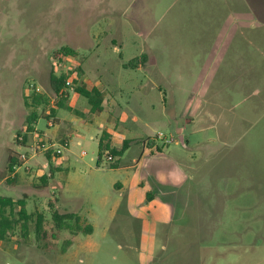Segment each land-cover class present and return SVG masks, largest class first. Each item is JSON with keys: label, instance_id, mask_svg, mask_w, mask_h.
Here are the masks:
<instances>
[{"label": "rangeland", "instance_id": "1", "mask_svg": "<svg viewBox=\"0 0 264 264\" xmlns=\"http://www.w3.org/2000/svg\"><path fill=\"white\" fill-rule=\"evenodd\" d=\"M233 1L0 0V195L26 196L27 210L43 212L49 224L57 198L55 210L78 213L92 230L78 236L64 230L58 247L69 248L67 254L44 259L79 264L78 247L90 240L98 246L84 264H93L108 238L117 254L122 246L139 255L137 264H144L142 255L150 257L147 264H264V0H242L256 6L257 16L234 11L241 0ZM64 48L75 55L64 56ZM143 54V69L123 68ZM79 67L89 80L101 74L106 85L130 84L118 97L123 110L148 121L147 132L173 137L159 161L168 183L157 186L176 201L178 213L158 230L165 234L154 252L147 245L154 214L136 212L129 192L115 185L126 170L135 172L126 169L131 151L116 160L125 171L110 169L107 156L99 166L96 142L45 118L53 97L50 105L33 107L30 89L47 94L52 71L78 79ZM34 113L35 132L26 133ZM60 117L70 114L60 110ZM178 127H185L187 148ZM62 139L71 142L68 148ZM10 149L27 157L14 183L7 180L13 178L6 169ZM49 151L64 170L45 188ZM59 152L68 159L57 160ZM175 173L183 178L174 180ZM30 227L20 225L0 241V264L48 262L22 260L45 256Z\"/></svg>", "mask_w": 264, "mask_h": 264}, {"label": "crops", "instance_id": "2", "mask_svg": "<svg viewBox=\"0 0 264 264\" xmlns=\"http://www.w3.org/2000/svg\"><path fill=\"white\" fill-rule=\"evenodd\" d=\"M124 69L126 65H123ZM136 68H142V64H140ZM143 69V68H142ZM83 74L80 75L78 78V85H83L87 89L98 88L102 93L103 98V110L100 113L92 114L91 113V106L88 103V100L84 97H81L79 94L75 93L74 91H70V96L68 100V105L72 108V111H68L66 109H57L55 119L56 122L54 127L64 125L66 127V131L70 132L71 135H82L83 140L86 142H96L98 144V156H99V149H100V142L102 139L105 140V143H109L112 147L120 149L124 142L129 140L131 144L127 151L124 153L126 155L128 152L131 151L133 159H132V166L127 167L126 169H133L135 170L134 174H131L129 171L126 170L127 175L124 176L122 181L115 183L118 188L123 192H129L131 196V206H133L136 212H152L154 214V223H150L148 225L149 232L151 233V237H148L147 245L148 251L154 252V246L156 243V238L164 235L165 233H161L158 231L159 229H167L168 224L174 222L176 218V214L178 213V207H176V201L170 200L167 198L168 191H166L163 187L157 186L158 181L160 183L165 184L167 182V178L164 174V170L162 165L160 164V160L162 156H165L168 144L164 145L161 144L158 139L156 138L155 133H150L145 130L147 128L146 120L140 121V119L135 116L131 115L130 113H126L123 108L120 106V99L118 97L124 91L130 90V84H124L123 82H115L113 84H107L102 81L101 74L98 79L96 80H89L86 77L85 71L82 72ZM89 80V81H87ZM136 89V87L134 88ZM60 110H65L69 112L70 117L64 118V121L60 117ZM147 119H149V115H147ZM146 121V122H145ZM53 127V126H52ZM178 136H182L185 139V127H178ZM128 132L133 134V138L129 139ZM42 134V133H41ZM44 138V134H43ZM154 139V142H149L148 140ZM173 139V137H171ZM180 143L183 144L184 148L188 147V142L186 139ZM63 144L66 145L65 148H68L71 144L70 141L66 139L60 140ZM59 141V142H60ZM174 142V141H173ZM54 145L53 142H51ZM179 143V141L177 142ZM79 145L82 144L81 141L78 142ZM170 144V143H169ZM135 145V148L133 146ZM83 152H86L85 149L82 148L81 155L84 156ZM86 155V154H85ZM111 155L109 151H107L104 156ZM123 155V156H124ZM113 156V155H112ZM114 157V161L109 164L110 169L117 170V171H125L119 168L118 163L116 162L118 157ZM49 158V157H48ZM103 158V157H102ZM66 161L68 156H63L61 152L57 154V160ZM50 162V172L47 174L49 178H46V183H44V187L48 188V181H50L49 186L53 183L55 184L56 180V173L64 170L63 165L56 164L54 165L52 158H49ZM102 160L99 159V166ZM116 164L115 168H112L111 165ZM23 166V165H22ZM21 166V167H22ZM19 168L16 170V174H12L13 178H16V175L19 172ZM183 175L175 173L173 178L180 179L183 178ZM9 177H7L8 180ZM172 179V178H171ZM5 179L2 178L1 182ZM168 183V182H167ZM163 188V189H162ZM153 193L154 197L151 200H148V194ZM3 196V195H0ZM9 197V196H7ZM26 197V196H25ZM55 198V197H54ZM27 200V197H26ZM169 201H172L170 203ZM57 202V198L54 199L51 203L54 204ZM153 210V211H151ZM157 211V213L155 212ZM64 213L75 214L80 217V215L74 211H66ZM143 213V214H144ZM84 223L85 220L82 219ZM166 227H163L165 226ZM161 227V228H160ZM94 232V231H93ZM148 233V232H147ZM167 234V232H166ZM78 236V234H76ZM80 235V234H79ZM74 238H67L66 240L71 241V244H75ZM60 241H57L59 244ZM94 246H98L94 242L88 240L84 244L79 245L78 249L81 252L76 253V258L79 264H84L86 262V253L88 250ZM99 253L94 259V263L96 261L101 260L103 263L100 264H137V257H133V255L128 254L122 251L123 247L121 246V253L117 254L115 251L118 248L116 242H113L111 239L105 238L103 243H100ZM40 250V249H39ZM69 248L65 249V251H54L51 253L44 252L45 256L41 254H31L32 256L22 255V260L24 261H48L43 257L46 255L52 256L53 254L57 255H65L67 254ZM138 250V249H137ZM33 253V252H32ZM140 253V251H139ZM20 254V253H19ZM23 254V253H21ZM29 257V258H26ZM150 257H146L142 255V260L144 264H147ZM98 259V260H97ZM51 264L55 260L49 259ZM49 261L46 263L48 264ZM90 261V260H89ZM8 264V263H7ZM37 264V263H34ZM50 264V263H49Z\"/></svg>", "mask_w": 264, "mask_h": 264}, {"label": "trees", "instance_id": "3", "mask_svg": "<svg viewBox=\"0 0 264 264\" xmlns=\"http://www.w3.org/2000/svg\"><path fill=\"white\" fill-rule=\"evenodd\" d=\"M237 0L233 1L236 2ZM242 5V0L239 4L233 5L234 11L246 12L249 10L254 16H257L258 10L251 2L249 5L245 3ZM62 53L66 57H72L75 55V52L69 48L62 49ZM147 60L145 54L140 57L132 60L126 67L136 68L142 62ZM82 72V68H78ZM78 79L73 78L69 75H57L54 71L50 74V84L48 87L47 94H41L37 92V88L30 89L32 91L31 98L33 99V107L38 108L40 106L50 105L51 98L55 99V103L51 105V116H45L46 119L51 121L54 119L56 122L55 115L57 109H66L72 111V108L68 105V100L70 96V91H74L79 94L81 97H84L88 100L89 105L91 106V113L97 114L103 110V98L102 93L98 88L87 89L83 85H78ZM51 95V96H50ZM27 105L29 103L27 102ZM39 119L38 115L34 113L27 123L26 133L35 132L34 126ZM149 142H154V139L148 140ZM131 144V141L127 140L124 142L123 146L120 149L112 147L108 142L105 143V140L102 139L100 142L99 149V159L102 160L104 154L109 151V153L115 157H122L127 151ZM47 156L51 158V152H47ZM24 164V161L21 160V155L17 154L14 150L10 149L7 159V173L16 174L17 168L21 167ZM112 168L116 167V164L111 165ZM16 178H8L9 183H14ZM43 182L46 183V178H43ZM154 197L153 193L148 194V200H151ZM50 208H53L52 222L49 224L46 219V215L43 212H33L30 213L27 210V200L26 197L23 199L15 200L12 197L0 196V241H5L8 239L9 235L16 230L17 227L21 225L22 229L26 232H29L31 227L30 224L34 223V231L36 233V239L38 242L39 248L47 253L54 251H59V244L57 241L61 239L62 233L64 230H71L75 234L79 233H89L91 228L87 226L83 227L82 219L75 214L70 213H60L55 210L53 203H50ZM73 223V224H72ZM75 225H77L75 227ZM27 237V236H26ZM65 251V249H60Z\"/></svg>", "mask_w": 264, "mask_h": 264}, {"label": "built area", "instance_id": "4", "mask_svg": "<svg viewBox=\"0 0 264 264\" xmlns=\"http://www.w3.org/2000/svg\"><path fill=\"white\" fill-rule=\"evenodd\" d=\"M156 138H157L158 140H160V141L165 140L164 143H167V144L173 142L172 139H167V140H166L165 135H164L163 133H158L157 136H156ZM36 153H37V152H36ZM83 154L85 155L86 152H83ZM107 158H108V162H110V163L114 161V157H113L112 155H108ZM26 159H27V157H26L25 155H21V160H22V161H24V160H26Z\"/></svg>", "mask_w": 264, "mask_h": 264}, {"label": "water", "instance_id": "5", "mask_svg": "<svg viewBox=\"0 0 264 264\" xmlns=\"http://www.w3.org/2000/svg\"><path fill=\"white\" fill-rule=\"evenodd\" d=\"M180 140L183 142V138L181 137Z\"/></svg>", "mask_w": 264, "mask_h": 264}]
</instances>
